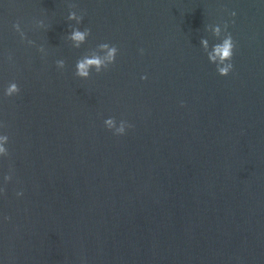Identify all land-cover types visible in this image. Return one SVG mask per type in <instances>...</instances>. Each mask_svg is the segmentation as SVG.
<instances>
[{
    "label": "water",
    "instance_id": "95a60500",
    "mask_svg": "<svg viewBox=\"0 0 264 264\" xmlns=\"http://www.w3.org/2000/svg\"><path fill=\"white\" fill-rule=\"evenodd\" d=\"M0 125V264H264V0H0Z\"/></svg>",
    "mask_w": 264,
    "mask_h": 264
},
{
    "label": "clouds",
    "instance_id": "9594fccd",
    "mask_svg": "<svg viewBox=\"0 0 264 264\" xmlns=\"http://www.w3.org/2000/svg\"><path fill=\"white\" fill-rule=\"evenodd\" d=\"M75 7V5H72ZM232 16H235L236 13L232 12ZM68 20H76L77 24H80L83 20V17L81 15H77L75 11H70L68 15ZM38 26H43V21L38 22ZM15 30L20 33L21 39H25V34L20 29V24L17 22L13 25ZM228 25L225 23L224 25V33L223 39L220 43H217L211 47V50H209V44L206 39L201 40V44L204 46L205 53L207 54L208 60L210 63H213L216 65V70L219 75L221 76H227L233 69L232 59L234 55V49L236 47V44L232 38L231 33L227 32ZM221 27L215 26L212 28L213 35L216 37H220L221 35ZM91 34V30L88 28H85L83 30H80L79 28H73L69 39L73 42L74 48H80L82 44H84L87 41L88 36ZM29 44L34 43L33 41H28ZM99 51H94L91 54H86L82 56L80 59L77 60L75 68L76 72L75 75L87 79L90 76L91 70H95L96 73H100L102 70H106L109 65H112L115 62L116 55L118 52V49L116 46L112 45L110 46L108 43H101L97 46ZM40 52H44L43 47L39 49ZM104 53L103 55L101 53ZM143 50L141 49V53ZM56 65L58 68L63 69L65 67V61L64 60H57ZM142 79H147L146 76L142 77ZM20 91L18 85L15 82H12L8 85V87L5 90L6 96H13L15 94H18ZM104 124L107 129L113 130L115 135H123L126 132L127 128L132 127V125L128 124L126 121L121 120L119 124H117V121L115 118H108L104 121ZM4 125H0V127H3ZM9 137L7 135H0V155H7L8 150L5 147V144L8 142ZM5 179H10V177H5ZM2 191V190H0ZM17 195H22V193H17Z\"/></svg>",
    "mask_w": 264,
    "mask_h": 264
}]
</instances>
